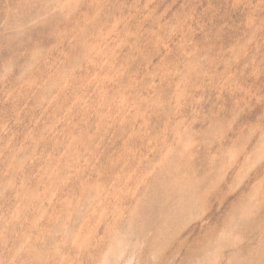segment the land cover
I'll return each instance as SVG.
<instances>
[{
	"label": "rangeland",
	"instance_id": "rangeland-1",
	"mask_svg": "<svg viewBox=\"0 0 264 264\" xmlns=\"http://www.w3.org/2000/svg\"><path fill=\"white\" fill-rule=\"evenodd\" d=\"M0 264H264V0H0Z\"/></svg>",
	"mask_w": 264,
	"mask_h": 264
}]
</instances>
